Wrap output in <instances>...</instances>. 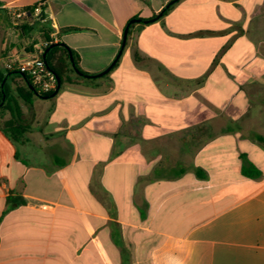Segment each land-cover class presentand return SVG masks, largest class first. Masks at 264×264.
Wrapping results in <instances>:
<instances>
[{
  "label": "crops",
  "instance_id": "0c3cea01",
  "mask_svg": "<svg viewBox=\"0 0 264 264\" xmlns=\"http://www.w3.org/2000/svg\"><path fill=\"white\" fill-rule=\"evenodd\" d=\"M0 1L42 2L51 37L97 74L129 20L170 0ZM226 1L179 0L136 24L130 68L122 53L101 82L18 99L29 141L0 129V264H264V0ZM20 23L0 18V67L44 44ZM8 196L23 203L3 215Z\"/></svg>",
  "mask_w": 264,
  "mask_h": 264
},
{
  "label": "trees",
  "instance_id": "16d2710c",
  "mask_svg": "<svg viewBox=\"0 0 264 264\" xmlns=\"http://www.w3.org/2000/svg\"><path fill=\"white\" fill-rule=\"evenodd\" d=\"M39 3H36L29 7L21 8L22 11H26L28 13L27 17L21 19V23L18 25H13L14 28H17L23 34H30L32 32L38 31L41 36V40L44 41L45 44L42 45L40 48V56L43 58V51L46 50L52 44H58L51 48L47 55L46 61L48 66L60 77L62 81V85L66 83H74V80L81 79L82 77L79 76L73 69L70 56L69 54L72 53L75 59V63L81 72L82 69L79 64V56L78 54L72 50L69 46L65 43L61 42L60 40L55 41L53 37H51L52 32L54 29L47 21H42L44 19V14L42 12L41 17L35 19L32 17L31 13L34 11L35 7H37ZM173 7V6H172ZM170 7L164 15H166L171 9ZM6 18L7 22L12 21V12L8 9L2 8V2L0 1V18ZM28 22L27 20H32ZM136 24H133L129 28L128 32V39L130 38L133 29L135 28ZM139 26H145L143 23H140ZM79 31L78 28H66L63 29L61 32H73ZM39 43L38 40H33L31 43L25 45L24 51L27 53H32L34 50V45ZM127 46V43H126ZM136 59H138V55H135ZM119 65V61L114 66L116 68ZM113 68V69H114ZM19 71L17 68L8 69L5 67V61L3 62L2 66L0 67V102L2 100V90H1V82L5 78L7 73ZM85 73V72H83ZM27 77L32 82V77L28 74ZM109 75L106 74L105 77ZM33 83V82H32ZM34 85V84H33ZM38 91L42 95H50L54 91L50 93H43L38 86L34 85ZM5 92L7 95L5 104L0 108V129L6 135V137L14 142V143H26L29 141L28 133L30 131V125L26 123L23 119V112L22 107L20 106L18 99H22L24 102L28 104H32V101L36 98L34 92L28 87L24 78L20 74H12L8 77L6 84H5ZM257 141H259L264 146V136L255 135ZM243 165H242V175L249 179H256L262 175L261 170L252 162H250L246 155L243 154ZM196 173L199 176H203V171L200 168H196ZM23 201L19 198L8 196L7 197V209L3 213V215L8 212L13 207L22 204Z\"/></svg>",
  "mask_w": 264,
  "mask_h": 264
},
{
  "label": "water",
  "instance_id": "95a60500",
  "mask_svg": "<svg viewBox=\"0 0 264 264\" xmlns=\"http://www.w3.org/2000/svg\"><path fill=\"white\" fill-rule=\"evenodd\" d=\"M179 0H170L155 16H153L152 18L150 19H141L139 17H134V18H131L129 20V22L127 23V25L125 26L124 28V32H123V38H122V42H121V46H120V50L118 51L116 57L114 58V60L111 62V64L105 68L103 71L97 73V74H85L83 72H81L79 70V68L77 67L76 63H75V59L73 57V54L70 53L69 56H70V61H71V64H72V67L74 69V71L81 77H84V78H91V79H94V78H99V77H102L106 74H108L113 68L114 66L117 64V62L119 61L125 47H126V42H127V39H128V32H129V28L131 25L133 24H140V23H143V24H150V23H154L156 21H158L164 14L165 12L170 8L172 7L176 2H178ZM58 44H52L50 45L46 50L43 51V60L45 62V65L47 67V69L49 71H51L52 73H54V75L56 76V79H57V86L54 90V92L50 95H42L38 89L33 85V83L29 80V78L27 77V75L22 72V71H15V72H10V73H7L5 78L2 80L1 82V90H2V100L0 102V108L5 104L6 102V98H7V95H6V92H5V84H6V81L8 79V77L12 74H20L26 84L28 85V87L34 92V94L38 97V98H42V99H50V98H53L57 95V93L60 91L61 89V86H62V81L60 79V77L48 66L47 64V61H46V55L48 53V51L53 48L54 46H57Z\"/></svg>",
  "mask_w": 264,
  "mask_h": 264
},
{
  "label": "built area",
  "instance_id": "2783aa9c",
  "mask_svg": "<svg viewBox=\"0 0 264 264\" xmlns=\"http://www.w3.org/2000/svg\"><path fill=\"white\" fill-rule=\"evenodd\" d=\"M9 9L12 12V17L16 20H21L28 15L26 11H22L21 9L13 6L9 7ZM41 14L42 2H39V5L35 7L31 15L33 18L38 19L41 17ZM14 67L25 74L28 73L32 77L33 84L38 86L43 93H50L55 90L57 86L56 76L47 69L40 53L26 59L11 60L6 64V68L8 69H12Z\"/></svg>",
  "mask_w": 264,
  "mask_h": 264
},
{
  "label": "rangeland",
  "instance_id": "374dc122",
  "mask_svg": "<svg viewBox=\"0 0 264 264\" xmlns=\"http://www.w3.org/2000/svg\"><path fill=\"white\" fill-rule=\"evenodd\" d=\"M221 2H228V1H226V0H220ZM12 21H14V22H20L21 20H16V19H14L13 17H12ZM139 27H138V25H136L135 26V28L133 29V32L132 33H135V31L138 29ZM131 38V37H130ZM130 38L129 39H127V46L125 47V50H124V52H123V55H122V57H121V62H123L124 63V65L126 64V68H130L131 67V61H129L128 63H127V61H128V57H129V54H130V52L131 53H135V49H134V45H133V42H134V39H135V36L134 37H132V39H131V44H130ZM129 44H130V49H127V47L129 46ZM136 55V54H135ZM136 58V57H135ZM113 70H115V69H113ZM113 70L111 71V72H113ZM202 70H203V66L202 67H200V72H202ZM106 77L105 76H103V77H99V78H97V79H83V80H85V82H101V81H103L104 79H105ZM67 84H69V83H67Z\"/></svg>",
  "mask_w": 264,
  "mask_h": 264
}]
</instances>
